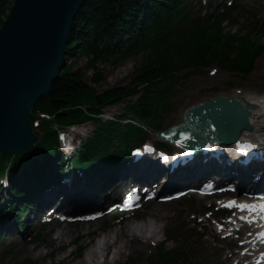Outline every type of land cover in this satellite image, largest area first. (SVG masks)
I'll return each instance as SVG.
<instances>
[{"label": "trees", "instance_id": "obj_1", "mask_svg": "<svg viewBox=\"0 0 264 264\" xmlns=\"http://www.w3.org/2000/svg\"><path fill=\"white\" fill-rule=\"evenodd\" d=\"M13 2L0 0V26ZM199 3L202 1H84L70 28L67 55L52 90L38 100L32 112L33 126L37 123L43 134L21 155L0 152L2 223L10 210L28 213L33 199L63 174H82L86 177L85 186L93 188L94 181L104 179L114 162V172L119 171L131 159V149L145 140L144 125L162 127L163 113L173 107V84L180 69L207 66L217 50L227 55L230 47L240 49L238 45L243 40L242 53L230 60V68L248 72L253 69L255 56L264 48L249 41L258 31L248 29L239 36L224 31L226 22H236L240 7L225 1L213 5V12L198 14ZM140 54H145V58L131 83L103 92L86 81L84 69L78 65L86 61V67L94 71L92 81L99 84L104 80L101 64H117ZM135 96L138 98L131 101L126 114L103 119L105 107ZM87 122L96 123L95 131L73 153H65L60 131ZM118 216L114 215L111 222ZM182 230L194 236L192 228ZM7 236L8 230L1 227L0 238ZM169 239L172 240L171 235ZM78 248L83 250V246ZM176 252L166 249L163 243L153 264H192Z\"/></svg>", "mask_w": 264, "mask_h": 264}, {"label": "rangeland", "instance_id": "obj_2", "mask_svg": "<svg viewBox=\"0 0 264 264\" xmlns=\"http://www.w3.org/2000/svg\"><path fill=\"white\" fill-rule=\"evenodd\" d=\"M198 1H202L203 3V5L202 3L197 5V8L199 7L198 14L213 12V5L225 3V1H228L229 4L233 2L234 5H238L240 10L237 12L238 14L234 20L236 22L233 24L229 21L226 22L224 27L225 33L239 36L245 35L248 29H256L258 33L252 36V39L250 38L251 40L249 41L256 45L264 46V0ZM238 42L234 43V45L236 46ZM244 45L245 41L243 40L242 45L238 46H241L240 49H242ZM240 49L237 46L234 48L230 47L228 49L230 53L227 55H222L217 50L210 57L207 66L197 69L195 67L180 69L176 74V80L173 84V107L163 113L160 119L162 123L161 128L166 129L181 122L185 110L191 105L218 95L228 94L241 98L264 95V48L261 47L259 49L257 56H255L253 69L249 72L230 68L232 65L230 60L233 61V59L239 57L240 52L242 53ZM144 58L145 54H140L139 56L130 57L117 64H101L99 70L104 74V80L99 84H95L92 81L94 71L86 67V61H81L78 65L84 69L86 81L95 86L98 91L103 92L112 87L130 84L132 76ZM68 62H72V59ZM135 100H137V96L133 97L132 100L126 99L121 103L105 107V115L102 116L103 119L106 121L109 117L126 114L127 107L131 104V101ZM130 117L132 116L130 115ZM95 129V122H87L78 125L74 129L63 132L62 143L64 147L62 150L73 153L75 148L80 145L79 143L88 138ZM156 132V129L149 128L145 135V141L154 146L158 145L161 140L156 135ZM158 155L159 152L155 150L139 162L133 160L132 164L135 165L133 168L131 166L132 164H130L128 168L122 169L119 173H113V168L116 167L117 163L114 162L109 167V174L104 177L98 186H94V188L100 189V187L105 185L104 192L106 195L104 196L94 195L91 197L87 194H82L86 196H82L81 194L78 196L76 194L78 200L75 203L69 204L72 209L75 208L78 211L83 210V207H85V199L95 201V203L97 202L100 206L105 207L99 217L91 220H88L86 217L71 215L69 212H60L59 210L61 208L53 205L52 198L56 191H62L64 187L77 190V187L72 186L71 182L64 181L61 186H64L63 188L56 187L44 191L43 201L47 204L40 207L33 205V210L24 216V224L20 226L15 225V222L12 221V216L8 218L7 221H10L14 226L6 238H0V264H83L82 262L86 256V252L95 244H100L103 247L107 236L113 231H120V237H125L124 231L126 232L128 224L142 226V221L137 224L135 223L136 218L131 212H122L119 219L110 222L111 216L121 210L118 205H112V202L120 197H124L130 190L131 183L137 182V184H140V182L144 181V179L134 181L135 178L132 177L123 178V175L128 170L130 172L133 170V173L136 172L144 163L149 162L147 160L149 158L156 157L159 160L158 158L160 157ZM209 157L206 158L204 155L199 156L198 154L185 158L188 163H199L201 159L214 161L203 163L204 168L211 165L214 167L198 183L202 186L205 180L214 179L220 183H226L230 180L234 183L233 186H237L238 188L239 185L233 182L237 177L233 175L237 170L241 171V167H246V165L250 164L249 162L246 163L247 159H243L244 162H235L234 159V163L227 164L229 172L227 171L226 173L228 174L226 177L219 180L218 175L222 171V168L219 167L221 171L219 169L217 170L215 165H220V163L214 157ZM222 165L225 166L226 164ZM257 167L259 166L256 165L254 168ZM148 174L150 175L151 172ZM67 176L71 177L72 174ZM119 178L121 180L117 181ZM163 179L158 177L151 184L158 183L160 184L159 187H161ZM114 182L117 183L115 184ZM175 185L166 191H177L179 188L184 189L186 186H190L180 182H177ZM250 186L248 184V188ZM251 191H254V189ZM73 193L75 192L68 191L67 193L66 191V195L71 197ZM229 193L234 198L242 194L240 191H230ZM219 197V193L206 196L202 194L201 196L196 192H190L180 199H170L169 202L163 201L162 198L159 199L160 201L149 198V200L142 202L140 211L136 212L139 213L137 215L143 217V220H153L152 212L159 209L164 214L170 215V221H164L161 224L159 233L154 238L150 240L144 239L140 243L141 246L136 244L133 249H129L117 262L110 263L101 254L102 256L100 258H97L96 261H91L90 264H101L103 262V264H153V261L156 259L155 255L160 251V246L163 243L166 244V249H176V254L181 257L185 256V259L192 264H248L249 260H245V257L248 252H251L252 248L250 247L254 244H248L246 242V240H249L247 238L250 232L249 228L242 221H233V217L237 218L239 216L238 209H234V207L230 211L231 220H227L223 209L225 200ZM221 223H225V226H227L225 231H223L224 228ZM183 227L192 228V235L194 236L191 237V234L185 233L182 230ZM179 228L181 230H178ZM62 229H66V238L63 242L55 241L54 237ZM152 230H154L153 227ZM150 235V232L145 233L147 237ZM170 235L172 240L169 239ZM79 246H83V250H80L78 248ZM115 249L114 247L110 248L109 256H114ZM29 251L32 252L28 254ZM38 252H41L43 256L38 258L36 256ZM106 252L107 250L105 254Z\"/></svg>", "mask_w": 264, "mask_h": 264}, {"label": "water", "instance_id": "obj_3", "mask_svg": "<svg viewBox=\"0 0 264 264\" xmlns=\"http://www.w3.org/2000/svg\"><path fill=\"white\" fill-rule=\"evenodd\" d=\"M84 1L14 0L8 10L0 26V152L18 156L40 139L32 112L52 90ZM255 107L240 97L218 95L191 105L183 121L157 135L190 151L213 142L236 143L244 130L252 129L249 115Z\"/></svg>", "mask_w": 264, "mask_h": 264}, {"label": "bare ground", "instance_id": "obj_4", "mask_svg": "<svg viewBox=\"0 0 264 264\" xmlns=\"http://www.w3.org/2000/svg\"><path fill=\"white\" fill-rule=\"evenodd\" d=\"M8 13V12H7ZM228 95V94H227ZM232 96V95H229ZM237 97V96H236ZM138 98V96H137ZM241 98V97H240ZM241 100L246 103L247 101H252L256 104V107L254 109L251 110V113L249 115L251 124H252V129L249 130H244L239 138V140L236 143H230L229 146H225L226 149H224L223 153L221 152V156L225 157V158H230L233 159L232 162H234V159H237L236 157H239V155H241L239 152H237V150H230L232 148V145L235 144V146L237 145H243L244 143H246L247 141H258L261 142L264 141V95H255V96H251L249 98H241ZM247 100V101H246ZM105 115V110L104 113ZM37 123L34 124V130L36 131V133L41 136L44 132V130H40L37 126ZM77 126H71V127H67L69 128H75ZM216 143H220V142H216ZM222 145H226L229 143H220ZM213 148V147H212ZM211 151H214L213 149ZM202 153V152H201ZM199 153H195V155H197ZM248 153L244 154L245 157L247 156ZM243 156H240L242 158H245ZM200 156V154H199ZM232 157V158H231ZM134 158H136L135 156L131 157V160H134ZM159 160L155 158H149L147 159L148 161H152L151 163H146L142 166V168L140 169V173L144 174L145 171H159L160 172V177L162 180L161 183V190H160V195L158 196L159 198L162 197L163 192L166 190H170L171 187L173 185H175L177 182H199V180H201L204 176L206 177V174H208L210 171L213 170L212 167L214 166H206L207 168H204L203 163L206 162H214V161H199L200 163L197 164H192L190 166H188V169L186 171L182 170V166H185L183 164L185 163H177L179 162L178 159H172L171 157L169 158H165L161 159L158 158ZM228 159V160H230ZM216 160V159H215ZM220 164H226L224 169H225V174L220 173L218 175V179H222L223 177H226V175L228 173H226L227 171L229 172V169L227 167V164H230L231 162L227 161L226 163H222L219 162ZM254 163H259V161H254ZM134 165V164H133ZM255 164H250L245 170H244V176L243 178L238 177L237 175L234 177H237L236 180H234V182L236 184H239V191L241 194V196H248V193L246 192L247 190H249V188L251 189H256L259 187L264 186V164L260 163L257 164L259 167H257V170H253ZM203 168V169H202ZM202 169V170H200ZM219 169V168H218ZM149 172V173H150ZM127 176L132 177V178H138V179H142L145 175L136 177V174H132V173H126L123 175V178H127L125 177ZM148 176V175H146ZM156 177V179L158 178V176L156 174H151V176H149V179L151 181H155L156 179L154 178ZM167 177V178H165ZM121 178L117 179V181H120ZM206 181V180H205ZM157 184V183H155ZM248 184L251 185L248 188ZM129 185V184H128ZM160 186V185H159ZM264 189V188H263ZM245 190V191H244ZM64 192L59 193V192H55V194L53 195V205L55 206H59L61 209L59 210L60 212H69L71 215L76 214L75 212L79 213V212H84L85 210L91 209L93 208V205L90 203L89 200L85 199V207H83V210L78 211L77 209H72L69 204L71 203H75L78 200V197H76V193H73V196H68L66 195V191L68 193L67 189H63ZM243 193H245L243 195ZM79 196V195H78ZM250 196V195H249ZM88 197V196H87ZM258 197V196H257ZM257 199L256 197L251 200H246L245 201H240L238 202L236 198H232V199H228L226 202L232 206H234L236 209H241V214L244 216H249L252 217L253 219H259L258 221H260V223L263 221L262 218L260 216L256 217V216H252L250 214V210L249 208H254L255 203L254 200ZM159 200V199H158ZM160 201V200H159ZM240 205H245L246 210L244 208L238 207ZM152 217L153 220H149V219H144L143 225L142 226H133L131 224H128L127 230L125 233V237H120V231H113L110 235L107 236L106 238V242L104 243L103 247L100 244H95L93 247H91L87 252H86V256L84 257L83 260V264H90L91 261H96L97 258H100V256L104 255L106 261L110 262V263H114L117 262L123 255H125L127 253V251L129 249H133L134 246L136 244H139V246H141L140 243H142L144 241V239H151L154 238L155 235H157L160 231L161 228V224L170 219V215L164 214L161 210L156 209L152 212ZM170 221V220H169ZM260 223H256L254 225L249 224L248 228H249V233L247 235L248 239H252L253 236H256L259 232H261V228L262 226L260 225ZM152 227L154 230H152ZM152 230V231H150ZM146 232H150V236L147 237L145 236ZM66 229H62L58 235H56V237H54L55 241H59V242H63L64 239L66 238ZM254 238V237H253ZM148 241V240H147ZM250 243V242H249ZM248 243V244H249ZM111 247L116 248L114 251V256H109V250ZM107 250L106 254L105 251ZM102 251V252H101ZM29 251L28 254H30ZM261 253H264V240L261 244H259L257 247H254L251 252H248L245 260H249L250 264H260V261H256L258 255H260ZM102 254V255H101ZM36 256L38 258L42 257V253L38 252L36 254ZM103 256V257H104ZM264 257V254L263 256ZM104 259V260H105ZM59 262H61V260H59ZM257 262V263H256ZM104 263V262H103ZM101 263V264H103ZM42 264H47V263H42ZM261 264H264L263 262Z\"/></svg>", "mask_w": 264, "mask_h": 264}, {"label": "snow or ice", "instance_id": "obj_5", "mask_svg": "<svg viewBox=\"0 0 264 264\" xmlns=\"http://www.w3.org/2000/svg\"><path fill=\"white\" fill-rule=\"evenodd\" d=\"M249 147H251V146H249ZM230 206H231V205H230ZM238 207L244 208V207H247V206H245V205H240V206H238ZM260 207H261L262 210H264V205H261ZM260 237H261V239H264V233H260Z\"/></svg>", "mask_w": 264, "mask_h": 264}]
</instances>
